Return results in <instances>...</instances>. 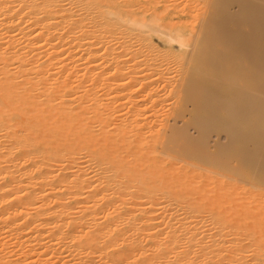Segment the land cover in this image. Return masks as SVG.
<instances>
[{
    "label": "bare ground",
    "instance_id": "1",
    "mask_svg": "<svg viewBox=\"0 0 264 264\" xmlns=\"http://www.w3.org/2000/svg\"><path fill=\"white\" fill-rule=\"evenodd\" d=\"M0 264H264V0H0Z\"/></svg>",
    "mask_w": 264,
    "mask_h": 264
},
{
    "label": "rangeland",
    "instance_id": "2",
    "mask_svg": "<svg viewBox=\"0 0 264 264\" xmlns=\"http://www.w3.org/2000/svg\"><path fill=\"white\" fill-rule=\"evenodd\" d=\"M212 137H213V136L210 137V140H211ZM214 138H217V137H214ZM221 138H222L221 136H218V139H219V140H221ZM212 139H213V138H212Z\"/></svg>",
    "mask_w": 264,
    "mask_h": 264
}]
</instances>
